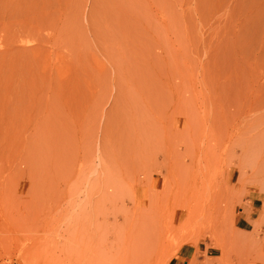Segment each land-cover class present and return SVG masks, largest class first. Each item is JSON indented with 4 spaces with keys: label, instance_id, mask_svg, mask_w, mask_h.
<instances>
[{
    "label": "rangeland",
    "instance_id": "1",
    "mask_svg": "<svg viewBox=\"0 0 264 264\" xmlns=\"http://www.w3.org/2000/svg\"><path fill=\"white\" fill-rule=\"evenodd\" d=\"M186 262L264 264V0H0V264Z\"/></svg>",
    "mask_w": 264,
    "mask_h": 264
},
{
    "label": "crops",
    "instance_id": "2",
    "mask_svg": "<svg viewBox=\"0 0 264 264\" xmlns=\"http://www.w3.org/2000/svg\"><path fill=\"white\" fill-rule=\"evenodd\" d=\"M197 260H198V261H201V258H198ZM182 264H185V263H182ZM186 264H188V263L186 262Z\"/></svg>",
    "mask_w": 264,
    "mask_h": 264
}]
</instances>
